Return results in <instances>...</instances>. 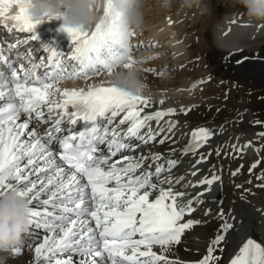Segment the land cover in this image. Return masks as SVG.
<instances>
[{
	"label": "snow or ice",
	"instance_id": "1",
	"mask_svg": "<svg viewBox=\"0 0 264 264\" xmlns=\"http://www.w3.org/2000/svg\"><path fill=\"white\" fill-rule=\"evenodd\" d=\"M9 3L20 6L18 13L8 18L12 22L11 28L30 34L33 41L38 39L35 27L40 22L29 15L27 0H0V17L5 15L4 5ZM8 19L4 22L5 27L9 26ZM63 30L75 45L69 58L75 63L69 70L60 59L63 53L53 49L45 72L31 85L27 81L40 65L33 63L29 69L21 66V80L15 62L7 63L6 57L0 54V61L7 63L15 80L14 90L9 86L6 93L0 87V100L6 95L9 98V102L0 104V196L14 191L27 199L31 205L30 225L46 229L43 242L34 248L35 259L40 264H73L72 253L80 255L79 264H169L165 256L153 251V246L167 251L168 245L179 243L186 229L199 223L191 219L180 222L193 210L191 202L178 204L177 196L185 193H174L171 188L165 190L162 187L157 190V185L147 174L131 175L142 167L141 163L121 162L118 166L110 157H116L118 152L129 147L126 138H142L141 129L148 121L174 114L175 110L147 114L145 110L151 106L148 98L132 95L114 85L105 87L103 81L87 91L61 90L57 86L63 79H89L104 73L112 74L120 64L126 68L136 64L129 46L134 33L120 23V18L110 7V0L103 19L94 30L66 26ZM6 80L0 71V84ZM57 94L60 100L54 98ZM45 108L47 118L54 114L59 118L41 136L33 121L46 122ZM122 113L119 125L109 129L106 125H112ZM66 117L69 125L85 121L86 130L62 137L55 135L61 133ZM124 124L129 126L121 135L118 129ZM192 136L195 141L207 142L211 132L199 129ZM149 139H155V135L150 134ZM54 141L59 145L57 151L50 147ZM105 143L110 155L98 154L99 146ZM163 170L158 166L156 173ZM33 176L35 179L30 178ZM216 179L199 183L211 185ZM82 181L86 183L82 184ZM113 181L114 185L110 186ZM86 189H90V196ZM42 195L48 198L41 200ZM89 199L94 202V207L87 202ZM50 204L62 212L54 215L47 208ZM91 221L95 222L94 227ZM231 227L225 222L224 229ZM222 239L223 236H217L213 244ZM11 252L14 256L19 255L21 249L13 248ZM213 252V247H209L199 264H213L218 259ZM230 264H264V245L247 239Z\"/></svg>",
	"mask_w": 264,
	"mask_h": 264
},
{
	"label": "bare ground",
	"instance_id": "2",
	"mask_svg": "<svg viewBox=\"0 0 264 264\" xmlns=\"http://www.w3.org/2000/svg\"><path fill=\"white\" fill-rule=\"evenodd\" d=\"M153 1L155 5L159 2ZM229 1L233 8L239 10L225 12L219 18L218 8L213 12L202 0V6L207 8L201 21H185L184 12L192 5L182 6V0H172L173 7L169 9L158 4L157 10H149L157 16L155 21L160 22L149 32V35L157 37L154 43L175 39L173 43L180 44L170 47H185V51L176 54L173 63L172 60H164L170 55L165 54L169 49L160 51V57L154 61L148 56L140 58L137 55L134 59L147 88L142 96L151 102L145 113L153 114L155 109L165 112L173 109L175 112L159 120L148 121L141 129L142 138H126L129 147L118 152L116 157H110L118 166L121 162L141 163L142 167L131 175L147 174L157 185V190L162 187L165 190L171 188L174 193H185L177 196L180 205L191 202L193 210L185 214L184 220L199 223L186 229L179 243L168 245L167 251H162L160 246L153 247V251L165 256L169 264H199L209 247H213V255L218 258L213 264H226L246 238L264 245V21L250 20L237 0ZM173 10L174 17L181 22L177 20V23L169 25L160 20L161 16ZM193 32L197 35L194 39ZM132 33L137 35V32ZM149 35L140 36L144 41L134 42L129 45L130 49L149 46L152 42ZM133 36L129 40L137 38ZM147 40L148 43L144 44ZM208 45L221 53L222 72L215 70L217 66L210 67L204 53ZM130 55L136 53L130 51ZM146 57L144 64L142 61ZM9 58L13 62L21 59L17 53H10ZM26 60L35 61L28 53L23 62ZM156 61L161 62L151 67L147 64ZM122 66H116L113 72L121 70ZM111 77L112 74L104 73L89 79H75L73 84L65 81V84L72 86L73 90H80L91 81H111ZM45 115L46 122H39L40 128L33 124L39 132L46 133L54 124L56 116L47 118V111ZM123 115L107 127L116 128ZM128 126L119 127L121 135ZM197 128L210 130L207 142L188 140L189 132ZM150 134H154L155 139H149ZM196 144L200 146L193 147ZM101 154L110 155L107 144L101 149ZM124 157L128 160H123ZM40 163L43 166V161ZM158 166L164 169L159 174L156 173ZM213 177L217 179L211 185L199 183ZM30 178L35 179L34 176ZM47 198L46 195L41 196V200ZM47 208L54 215L62 212L51 204ZM85 218L90 220V217ZM225 222L232 227L224 229ZM91 223L94 226V222ZM45 234L43 227L30 225L17 247L21 253L15 256L11 251L0 253L2 264H40L35 259L34 248L43 242ZM217 236H223V239L213 244ZM67 255L64 254L65 257ZM71 255L73 264L79 263V254Z\"/></svg>",
	"mask_w": 264,
	"mask_h": 264
},
{
	"label": "clouds",
	"instance_id": "3",
	"mask_svg": "<svg viewBox=\"0 0 264 264\" xmlns=\"http://www.w3.org/2000/svg\"><path fill=\"white\" fill-rule=\"evenodd\" d=\"M198 2L199 0H184L188 7ZM237 2L245 9L250 20L264 21V0ZM107 4L108 0H27L28 13L34 21L42 23L62 19L63 26L72 29L95 28L104 17ZM160 6L169 9L172 0H161ZM19 7L16 3L5 4V14L15 15ZM110 7L130 32L142 29L146 0H110ZM111 82L132 95H143L146 92L138 65L132 68L122 66L121 70L114 71ZM30 210V202L14 191L0 196V253H8L22 243L30 228ZM2 259L0 257V264Z\"/></svg>",
	"mask_w": 264,
	"mask_h": 264
},
{
	"label": "rangeland",
	"instance_id": "4",
	"mask_svg": "<svg viewBox=\"0 0 264 264\" xmlns=\"http://www.w3.org/2000/svg\"><path fill=\"white\" fill-rule=\"evenodd\" d=\"M160 2H161V0H159L158 4H160ZM201 2H202V0L201 1L199 0L198 3H193L191 8L185 10L184 14L186 15V17H185L186 22L190 21V20H198V21L200 20L201 21V19H203V17H204V11L206 12L207 6L213 12H216L215 8H218L217 13L220 16L219 18H221L222 15L225 14V12L239 10V8H237V9L233 8L232 7L233 4L229 0H227V1L226 0H216V1L204 0V2L207 4V6H202L204 4H203V2L202 3ZM158 4L155 5L153 0H146V8H145L146 13L144 16V25L140 31H137V35L135 34V36H133V37L137 36V38L135 40H129V44H132L136 41H140L143 37L148 36L150 34L149 33L150 30H153L155 25L160 24V22L155 21V17H157V16H153V14L149 11V10H157ZM183 4H184V0H182V6H183ZM182 6L180 5V7H182ZM171 7H173V6H171ZM240 7L242 8L241 5H240ZM170 12L171 13L173 12L172 13L173 17L171 15V13H169L168 15H164V16L159 15V16H161L160 20L163 21L164 23H168L169 25L170 24L173 25V24L177 23V20H178V22L179 21L181 22V20L178 17L177 18L174 17V13H175L174 10L170 11ZM170 15H171V17H170ZM196 16L198 17V19ZM193 34H194V36H193V39H194L196 34H195V32H193ZM140 36L142 38H140ZM148 39L150 41H152L149 46L142 48L143 46L141 45V46H136V47L131 48V52L136 53V55L131 56L133 58V60L136 59V56L138 55L140 58H143V56H148L150 58V60L154 61V60H157L158 56L160 57V54H161L160 51L164 52L165 50L169 49L165 54L166 55L170 54V55H169V57L167 56L164 60H166L167 62L172 60V63H173V61L175 60V55L178 53H184V51H185L184 50L185 47H184V49L183 48H181V49L177 48L179 46L170 47V46H176V45L180 44L179 42L173 43L175 39L169 40L167 38L166 41H163L161 43H159V42L154 43V40H157V37L154 34L149 35ZM142 41H144V40H141V42ZM147 43H148V40L144 44H147ZM170 43H172V44H170ZM213 47L214 46L210 47V45H208V47L206 49L207 51L205 50L204 53L207 54V59L210 62V67L214 68L217 66V69L215 68V70H220L222 72L221 67L223 66V63L220 60L221 59V53L219 52V50L214 49ZM170 51H172V53ZM142 52H144V54ZM146 59H147V57L144 58L142 61L144 64H145L144 60H146ZM160 62L161 61H156V62L147 63V64H149V66L151 67V66H157ZM172 63H170V65ZM218 73H219V71H218ZM216 77H219V76L217 75ZM9 263L10 262H8L6 264H9Z\"/></svg>",
	"mask_w": 264,
	"mask_h": 264
}]
</instances>
